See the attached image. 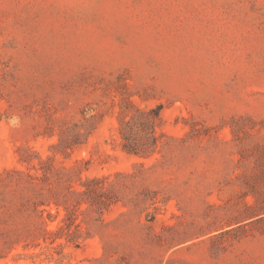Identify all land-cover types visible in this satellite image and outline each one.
I'll list each match as a JSON object with an SVG mask.
<instances>
[{
	"label": "rangeland",
	"instance_id": "rangeland-1",
	"mask_svg": "<svg viewBox=\"0 0 264 264\" xmlns=\"http://www.w3.org/2000/svg\"><path fill=\"white\" fill-rule=\"evenodd\" d=\"M0 264H264V0H0Z\"/></svg>",
	"mask_w": 264,
	"mask_h": 264
}]
</instances>
